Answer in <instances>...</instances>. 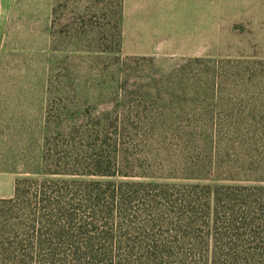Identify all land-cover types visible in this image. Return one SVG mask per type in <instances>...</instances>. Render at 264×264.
Here are the masks:
<instances>
[{
	"label": "rangeland",
	"instance_id": "rangeland-1",
	"mask_svg": "<svg viewBox=\"0 0 264 264\" xmlns=\"http://www.w3.org/2000/svg\"><path fill=\"white\" fill-rule=\"evenodd\" d=\"M46 144L121 145L84 181L264 185V0H0V162L58 179Z\"/></svg>",
	"mask_w": 264,
	"mask_h": 264
},
{
	"label": "trees",
	"instance_id": "trees-1",
	"mask_svg": "<svg viewBox=\"0 0 264 264\" xmlns=\"http://www.w3.org/2000/svg\"><path fill=\"white\" fill-rule=\"evenodd\" d=\"M49 145L43 170L59 178L0 199V264H264V185L84 181L130 177L121 145L57 159Z\"/></svg>",
	"mask_w": 264,
	"mask_h": 264
},
{
	"label": "crops",
	"instance_id": "crops-1",
	"mask_svg": "<svg viewBox=\"0 0 264 264\" xmlns=\"http://www.w3.org/2000/svg\"><path fill=\"white\" fill-rule=\"evenodd\" d=\"M13 149L10 151V158H6V163L0 162V199L11 198L15 194V185L19 173H16L14 165Z\"/></svg>",
	"mask_w": 264,
	"mask_h": 264
}]
</instances>
